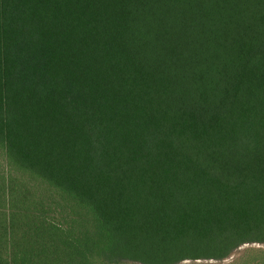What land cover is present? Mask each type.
I'll use <instances>...</instances> for the list:
<instances>
[{
  "label": "trees",
  "instance_id": "1",
  "mask_svg": "<svg viewBox=\"0 0 264 264\" xmlns=\"http://www.w3.org/2000/svg\"><path fill=\"white\" fill-rule=\"evenodd\" d=\"M0 156V264H264V0H0Z\"/></svg>",
  "mask_w": 264,
  "mask_h": 264
},
{
  "label": "rangeland",
  "instance_id": "2",
  "mask_svg": "<svg viewBox=\"0 0 264 264\" xmlns=\"http://www.w3.org/2000/svg\"><path fill=\"white\" fill-rule=\"evenodd\" d=\"M0 161H1V163H5V160L3 159V157H1L0 156ZM257 246H263L264 247V245H260V244H256ZM248 245H246V246H244V247H247ZM125 264H138V263H134V262H128V263H125Z\"/></svg>",
  "mask_w": 264,
  "mask_h": 264
}]
</instances>
